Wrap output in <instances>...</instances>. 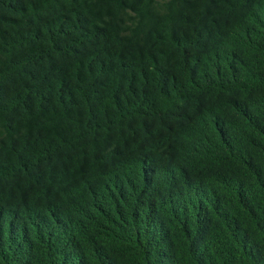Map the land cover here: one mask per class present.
Returning <instances> with one entry per match:
<instances>
[{
  "label": "trees",
  "instance_id": "trees-1",
  "mask_svg": "<svg viewBox=\"0 0 264 264\" xmlns=\"http://www.w3.org/2000/svg\"><path fill=\"white\" fill-rule=\"evenodd\" d=\"M0 264H264V0H0Z\"/></svg>",
  "mask_w": 264,
  "mask_h": 264
}]
</instances>
